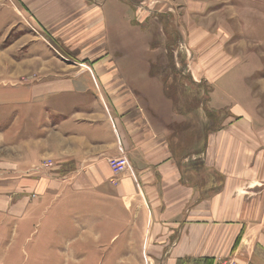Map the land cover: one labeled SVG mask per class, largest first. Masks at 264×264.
Wrapping results in <instances>:
<instances>
[{
  "label": "crops",
  "instance_id": "obj_1",
  "mask_svg": "<svg viewBox=\"0 0 264 264\" xmlns=\"http://www.w3.org/2000/svg\"><path fill=\"white\" fill-rule=\"evenodd\" d=\"M164 3L0 0L5 31L41 30L0 52V157L22 158L0 168L16 179L0 185V264H23L27 247L37 264H264L259 171L223 164L215 134L187 155L153 120L168 107L153 71L151 10ZM47 159L54 176L28 177Z\"/></svg>",
  "mask_w": 264,
  "mask_h": 264
},
{
  "label": "rangeland",
  "instance_id": "obj_2",
  "mask_svg": "<svg viewBox=\"0 0 264 264\" xmlns=\"http://www.w3.org/2000/svg\"><path fill=\"white\" fill-rule=\"evenodd\" d=\"M163 1L165 11L151 10L156 53L153 71L163 80L168 107L153 109V120L168 125L177 150L183 149L187 155L201 153L205 139L215 134L220 157L230 153L223 164L231 159L230 168H235L240 161L241 166L259 171L255 182H264V0ZM2 24L0 40H7L0 52L21 35H27V39L41 37V30L26 22L11 23L14 26L7 31ZM10 64L15 67V62ZM3 150L6 157H0L1 169H10L22 159L15 152ZM243 152L249 155L244 157ZM190 165L185 163L183 167ZM55 167L54 160L47 159L27 175L54 176ZM15 182V178H8L0 185L14 186ZM28 187L26 196L32 194ZM58 223L68 230L67 223ZM255 227L251 232L260 234L261 226ZM52 256L60 258L58 264L65 263L64 254ZM36 260L27 247L23 264H37Z\"/></svg>",
  "mask_w": 264,
  "mask_h": 264
},
{
  "label": "built area",
  "instance_id": "obj_3",
  "mask_svg": "<svg viewBox=\"0 0 264 264\" xmlns=\"http://www.w3.org/2000/svg\"><path fill=\"white\" fill-rule=\"evenodd\" d=\"M129 167V161L127 157L120 156L116 159L114 162V168L118 175L123 174ZM218 264H237L235 259H231L224 263H218Z\"/></svg>",
  "mask_w": 264,
  "mask_h": 264
}]
</instances>
